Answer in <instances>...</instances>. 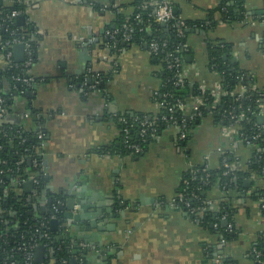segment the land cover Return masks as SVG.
Listing matches in <instances>:
<instances>
[{"label": "crops", "instance_id": "crops-1", "mask_svg": "<svg viewBox=\"0 0 264 264\" xmlns=\"http://www.w3.org/2000/svg\"><path fill=\"white\" fill-rule=\"evenodd\" d=\"M135 1L113 0L110 8L102 11L108 0H23L25 15L19 26L27 29L33 47V60L25 74L34 84L24 91H13L0 126L5 121L43 135L44 191L64 197L61 226L76 250L82 251L86 264H254L252 246L264 233V215L256 192L263 180L255 172L244 180L242 190L228 194L233 207L231 240L219 230L228 222L222 225L221 220L220 228L213 226L227 196L218 184L205 193L203 200L210 204L197 209L196 214L168 202L178 194L184 174L193 167L219 168L223 152H228L243 170L252 154L259 152L252 148L264 149V140L243 142L240 124L215 122L207 114L196 118L183 140L169 127L139 154L109 150L122 142L115 116L156 115L160 111L153 97L161 86L158 73L162 67L156 56L146 45L129 44L115 52L105 43V29L115 24L118 14L129 19ZM140 2L141 7L154 12L155 0ZM170 2L173 12L185 21H215L205 29L186 31V81L201 90L217 87L221 80L209 67V47L227 44L230 60L250 84L248 88L239 83L234 92L244 95L250 89L262 95L253 119L255 125L264 123V0ZM223 5L233 14L242 12L243 19L223 20L219 9ZM6 67L8 62L0 56V68ZM87 73L91 80L99 74L107 76L98 81L97 88L83 92L75 84ZM4 89L9 90L8 82ZM135 136L137 132L131 129L130 137ZM28 180L15 183L12 179V183L38 214L45 204L42 196L37 197L32 180L29 189L23 186ZM69 188L81 189L91 200L87 215L101 203L107 220H96L103 227L86 230L82 227L89 225L88 219L67 218L65 192ZM80 232L87 238L78 237ZM94 249L98 256H92Z\"/></svg>", "mask_w": 264, "mask_h": 264}, {"label": "trees", "instance_id": "trees-1", "mask_svg": "<svg viewBox=\"0 0 264 264\" xmlns=\"http://www.w3.org/2000/svg\"><path fill=\"white\" fill-rule=\"evenodd\" d=\"M23 8L24 6L22 3H12L7 5L5 0H0V16L6 17V21L0 28L1 42L11 38L9 32L12 29H17L19 27L16 24L15 19L8 18V14L12 9ZM219 9L221 10L223 20L243 19L242 12L239 15L233 14L228 12L224 5L220 6ZM152 12L150 8L141 7L140 0L135 1L134 13L126 20L133 25L132 39L128 42H122L119 40L117 43L119 50L115 52H119L129 44L144 46L146 45V42L152 38L159 42L165 41L166 46L158 55H155L162 67L158 73L161 79V86L156 98L172 104L176 99H188L193 95L202 93L196 85L189 84L187 81L183 84H176L175 79L173 78V71L166 68V62L167 58H171L175 54L182 56V59L185 61L189 50H184L182 46L185 43L187 29H205L206 25H204V22L202 21H185L186 28L183 29L182 34H177L173 28H169V26L163 27L161 24H158L152 18ZM136 13L141 14L142 23L146 22L150 27V31L139 30V26L142 23L133 20V16ZM175 15L177 16L178 14L175 13ZM147 19H149V21ZM123 21H125V19L118 14L116 16L115 24L108 27L111 29L117 27ZM210 23V25H213L215 21L210 20ZM20 27L28 32L24 26ZM17 36H21L19 31L17 32ZM179 43H181V48L179 47V49L176 50ZM4 52L5 49L0 48V53ZM209 67L211 70H215L219 75L220 82H222L226 94L219 98L214 107L210 108L209 106H206L203 109V114L212 116L215 122L220 121L227 125L232 124L233 121L229 120V118H224L221 121L225 111L231 109L233 113H238L241 110L244 112V119L240 123V129L245 136H251L255 128L253 119L254 111L259 104L262 95L248 89L246 94H244L245 97L243 99L239 98L237 101H234V97L230 95L231 91H233L239 83L245 84L248 88L250 84L246 79V74H243L236 63L230 60L229 47L227 44L217 43L209 47ZM17 75L21 74L20 70L15 66L0 68V96L6 99L7 107L10 105V97L13 94V91L22 89L21 85H18L17 81L14 80V77ZM240 75L243 76L241 80H239ZM99 76H93V80H105L107 75L99 74ZM82 81H84V75L76 81L78 82V84H75L76 88H80V83ZM86 81L88 82V80ZM6 82L9 83V90L4 89V83ZM15 87L18 88L15 89ZM164 93H167V96H163ZM204 95H207L206 92H204ZM210 103L211 98H208L207 105H210ZM237 106H239V109H235ZM7 111L8 108L6 112ZM161 111L163 112V109ZM174 114L179 120L184 117L182 112L178 110H176ZM123 115L129 120H132L134 117L147 116L153 118L156 116L144 113ZM114 120L118 122L121 128L122 125L119 121V116H115ZM186 120L189 129L196 123L195 118H187ZM157 124L158 126L156 128L155 136H150L149 134L146 141L139 142L142 151L146 148L149 141L159 135V133L166 128L165 124L162 122H157ZM131 129L134 132H137V124L131 127ZM137 137L138 136H135L131 139L135 141ZM243 142H245V139ZM254 142L260 143L261 139ZM109 150L119 154H124L126 152L131 153L122 142H119L116 146L110 147ZM39 151L40 139L37 138V132L26 131L19 124H12L5 121L2 122L0 126V264H2L4 260H7L8 262L14 261L13 264H25L24 252L29 246H31L33 251L37 246H43L44 248L43 261L41 263L33 261L32 264H70V259L72 257L75 258L74 264H86L83 259L84 256L82 251L76 250L73 245V240L66 232H64L61 226V221L63 220V207H59V205L56 204V200L60 199L62 206L64 204V197L61 195H49L44 191L46 175L42 173V161L41 156L38 154ZM223 157H225L227 162H232L235 159L233 154L226 152L220 158L219 168H207L206 170H203L204 166L193 167V169L184 174L178 191V194L181 193L187 196L186 199L190 202L191 206L198 207L205 198L207 190L210 189L211 186L218 184L227 195L225 196V199L221 201V210L219 214L214 218V222L218 224V228L221 227L222 215H225V220L227 222H231L232 220L233 207L230 205V200H228L230 196L228 194L232 191L242 190L244 180L248 178L251 172H255L256 175L260 176V179L263 180V185L261 188L257 189L256 192L258 193L259 199L261 197L264 198V173H261V169L264 166V153L254 152L247 164V168L243 170L239 169L228 174H223ZM33 158L38 160L36 166L32 163ZM31 173L35 174V179L37 180V183L34 186L37 197L42 193H45L47 196L44 211H40L38 214L33 213L32 206L25 194H17V188L12 183V179L23 180L28 178ZM191 193L196 194V197H191ZM54 204H56V210L53 209ZM179 205L186 209L184 203L180 202ZM52 216H54L57 221V227L55 229L51 227ZM219 230H223L224 236L227 240L232 239L234 234L231 231L233 230L224 231L223 228H220ZM44 233H47V235H43ZM252 249H255L259 253L257 257H255V253H251L254 259V264L264 263V233L259 235L256 243L252 246ZM78 258H82V260L79 262ZM62 260H65L66 262L63 263ZM225 264L233 263L225 262Z\"/></svg>", "mask_w": 264, "mask_h": 264}, {"label": "built area", "instance_id": "built-area-1", "mask_svg": "<svg viewBox=\"0 0 264 264\" xmlns=\"http://www.w3.org/2000/svg\"><path fill=\"white\" fill-rule=\"evenodd\" d=\"M7 5L12 4V3H23V0H5ZM113 0H108V2L101 6V10L105 11L106 9H109L111 6V3ZM154 12L152 13V18L158 23H166L169 28H173L177 34H182L183 29L186 28L185 25V20L181 18L179 15H175L172 9V5L170 0H155L154 3ZM25 15V9H12L10 13L8 14L9 19H16L18 16H24ZM133 20L142 23V16L140 13H136L133 16ZM149 21V19H147ZM6 21L5 16H0V28ZM208 22H205L204 25H207ZM19 26V25H18ZM132 30H133V25L129 21H123L121 24H119L117 27L114 28H109L107 27L104 31V38H105V43L106 46L113 50V51H118L119 47L117 46V43L119 40L122 42H128L132 39ZM139 30H145V31H150L149 25L144 22L139 26ZM20 32L21 36H17V32ZM9 35L11 38L5 40L4 42L0 41V48L5 49L4 53H0V56L2 59L6 60L8 62V66H15L20 70L21 75H17L14 77V80L17 81V84L21 85L20 89L21 91H24L25 88H30L34 84V79L27 76L25 73L28 69V67L31 65L32 60H33V47L32 43L29 40V36L27 37V32L22 28L18 27L17 29H12L9 32ZM15 44H22L23 45V52H24V58L21 62H16L13 60L12 57V46ZM146 46L148 47L149 51L154 54L158 55L163 48L166 46L165 41H158L154 38L150 39L148 42H146ZM181 48V43L178 44L176 47V50ZM182 48L184 50H187L186 46L183 45ZM14 61V62H13ZM166 68L173 71V78L175 79L176 84H183L186 79L183 74V68H184V60L182 59V56L175 54L171 58H167L166 62ZM214 72H216L214 70ZM217 73V72H216ZM90 75L84 74V81L80 83V89L83 90V92L91 90L93 88H97L98 81H94L93 79L91 80V83H88L86 80L91 79L89 77ZM243 78L242 75L239 76V80ZM18 87H15L17 89ZM200 89V88H199ZM158 91L154 92V99L158 100L156 98V95L158 94ZM202 93L196 94L191 96L188 99H176L174 103H169L166 101H161L158 100V104L160 106V111L159 113L156 114L155 117L150 118L147 116H142V117H134L132 120H129L125 116H120L119 121L121 122V131H122V143L123 145L131 150L132 152L138 154L142 152V148L139 144V142L146 141L147 136L150 134V136H155L156 128L158 126L157 122H162L165 124L166 128L173 127L177 131V137L180 140H183L186 138L188 131H189V126L187 123V118L189 119H196L201 116H203V109L206 106L214 107V105L218 102L219 98L222 95L226 94V91H224V88L222 86V82H219L217 87H214L211 90H204L200 89ZM204 92H206L207 95H204ZM247 92V91H246ZM231 96L234 97V101H237L239 98H244V95H240L237 92L231 91L230 93ZM163 96H167V93H164ZM208 98H211V103L210 105H207ZM7 105H6V99L2 96H0V117L3 118L4 115L6 114L7 110ZM163 109V112L161 111ZM235 109H239V106L235 107ZM178 110L182 112L184 115L183 118L180 120L175 116L174 112ZM159 115V117H158ZM187 117V118H185ZM229 118V120L233 121V124H240V122L244 119V112L239 111L238 113H233L230 110L225 111L223 114V117L221 118V121L223 119ZM135 124L138 126L137 130V139L133 141L130 137V131L131 127H133ZM254 132L251 134V136H245L244 133L240 130L239 135L240 139L243 141L245 139V142L251 143L254 142L258 139L264 140V123L259 124V125H254ZM37 138L40 139V151L38 152L39 155H42V145L44 142V137L41 133L38 132ZM225 152H223L224 154ZM222 154V155H223ZM37 159L33 158L32 163L34 166L37 165ZM203 170H206L208 167L206 165H203ZM222 166L224 168L223 174H228V173H233L236 170L241 169L239 166V162L235 159L232 162H227L225 160V157L222 158ZM42 173L45 175V171L42 168ZM261 173H264V166L261 169ZM29 179H31L35 184L37 183V180L35 179V176H29ZM206 181V180H205ZM19 182L15 179V183ZM40 196H42V204L46 203L47 196L42 193ZM191 197H196V194L191 193ZM186 195L183 194H177L175 197L170 199L168 204L170 206H180L179 203H184L186 211L190 214H196L197 209L205 208L207 205L210 204V201L208 200H202L200 205L198 207H194L190 205V202L186 199ZM264 198L261 197L259 199L260 202V208L261 211L264 215V203H263ZM56 204L60 205L61 200L57 199ZM56 204H54L53 209L56 210ZM2 212V211H1ZM55 219L54 216H52V219ZM221 220H225V215H222ZM226 221V220H225ZM227 222V221H226ZM214 227H218V224L215 222L213 223ZM232 228V223L228 222L226 227L224 228L225 231H231ZM43 235H47V233H44ZM252 252L255 253V257L258 256V252L255 249H252ZM33 255L34 251L31 249V246L27 248V250L24 252V257H25V264H32L33 262ZM79 262L81 261V258L79 259ZM63 263H65V260H62ZM14 261H7L4 260L2 264H13ZM264 264V263H261Z\"/></svg>", "mask_w": 264, "mask_h": 264}, {"label": "water", "instance_id": "water-1", "mask_svg": "<svg viewBox=\"0 0 264 264\" xmlns=\"http://www.w3.org/2000/svg\"><path fill=\"white\" fill-rule=\"evenodd\" d=\"M23 19H24L23 16L16 17L17 24L21 25L23 23ZM161 25L163 27H167L166 23H162ZM196 32H197V30H196ZM12 50H13V53H14V61H16V62L22 61L23 60V58H22L23 45L22 44H15V45H13ZM88 83H91V79H88ZM103 85H104V83L101 82L100 86H103ZM29 93H30V91L26 92V94H29ZM252 149L256 150V151H259V152H261V151L264 152V149H262V148L253 147ZM23 186H25V187H27V189H29L30 186H32V181L31 180L25 181L23 183ZM65 194L68 196V199L66 201V207L68 209V211L66 213L67 218H70V219L72 218V219H75V220H77V219L83 220L85 218L88 219L89 220V225H86V226L82 227L83 229H86V230H89L90 227L91 228L103 227V225L99 226V224H98L99 221L96 220L97 218H100L101 221H104V222L107 220L106 216L103 214V210L101 208V203H97L98 205L96 207V210H92L87 215L86 213H87V210L89 208V204L91 203V200H89L87 197H85L84 194H82V190L81 189L78 190V189L69 188V190H67L65 192ZM63 205L61 206V204H60L59 207H63ZM75 206H76V208H75ZM40 210H41V212H43L44 211V207L41 206ZM29 213H30V211H29ZM226 223L227 222L224 220L222 225H225ZM56 224H57L56 219H54V218L51 219V227L54 228L56 226ZM78 237L87 238L86 235L83 234V232L81 234H79ZM220 238L222 239L223 235H220ZM43 254H44L43 246H37L34 249L33 261L36 262V263H41L43 261ZM98 255L99 254L94 249L92 251V256L95 257V256H98ZM105 259H106V257L102 256V260L105 261ZM224 261L225 260L222 259V262H224ZM74 263H75V258L72 257L70 259V264H74Z\"/></svg>", "mask_w": 264, "mask_h": 264}, {"label": "bare ground", "instance_id": "bare-ground-1", "mask_svg": "<svg viewBox=\"0 0 264 264\" xmlns=\"http://www.w3.org/2000/svg\"><path fill=\"white\" fill-rule=\"evenodd\" d=\"M13 47V46H12Z\"/></svg>", "mask_w": 264, "mask_h": 264}]
</instances>
